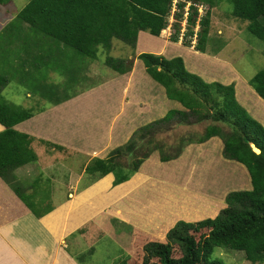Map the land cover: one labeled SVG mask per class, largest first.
I'll return each mask as SVG.
<instances>
[{
	"label": "trees",
	"instance_id": "16d2710c",
	"mask_svg": "<svg viewBox=\"0 0 264 264\" xmlns=\"http://www.w3.org/2000/svg\"><path fill=\"white\" fill-rule=\"evenodd\" d=\"M11 1L14 0H0V5ZM220 1L177 0L176 20L172 24L170 39L178 41L184 6L190 2L182 43L191 46L192 27L198 19L194 49L203 53L209 38L211 9ZM225 1L230 4L231 16L246 21V30L264 41V0ZM172 4L173 0H28L17 11L16 18L28 23L43 36H48L52 42L61 43L66 49L71 48L87 57L84 60L88 62L102 55L104 65L120 74L130 71L135 57L140 59L150 78L163 87L166 98L186 109H168L162 117L136 129L132 137L111 149L105 157L95 156L88 160L84 169L92 180L112 173V185H118L129 180L153 152H158L159 161L166 162L178 158L187 145L200 144L212 137L222 140L223 157L247 169L251 187L229 191L225 195V206L215 216L196 221L177 220L162 238L133 228L131 251L117 258L115 264H226L212 257L218 249L241 251L244 258L252 263L264 262V126L238 102L234 82L207 81L189 71L181 56L165 57L150 52V41L147 42L145 36L139 38L137 47L148 51L132 52L130 58L109 54L113 38L134 49L140 31L159 36L168 24L167 15ZM199 4L206 8L198 18ZM20 39L23 43H12L19 59L29 56L32 68H35V61L42 64L40 67H47L46 56L50 49L38 45V41L33 48L26 37ZM0 58H4V54L0 53ZM59 68L60 63L55 61L53 70L58 72ZM137 72L138 69L131 76L136 81L141 79ZM20 73V80H23L27 74ZM25 82L24 85L28 83L27 78ZM248 82L264 100V68L253 74ZM7 85L8 79L0 72V124L3 126L0 131V178L29 204L24 196L25 188L17 180L14 170L37 158L31 146L34 139L41 144L47 142L45 145L50 148L62 150L64 147L14 128L44 107L8 103L3 96ZM239 89L253 101L245 84ZM46 98L49 103H55L66 97ZM131 103H136V100L131 99ZM107 106L103 108L105 119L111 109V105ZM137 121L140 122V117ZM185 129L189 132L180 134ZM250 143L259 152H255ZM91 151L99 153L95 146ZM141 176L138 174L134 178L138 180ZM132 181L124 183L114 192L125 191ZM84 255L86 253L73 256L83 264Z\"/></svg>",
	"mask_w": 264,
	"mask_h": 264
},
{
	"label": "rangeland",
	"instance_id": "374dc122",
	"mask_svg": "<svg viewBox=\"0 0 264 264\" xmlns=\"http://www.w3.org/2000/svg\"><path fill=\"white\" fill-rule=\"evenodd\" d=\"M27 1L14 0L6 5H0V14H4V17L7 16L9 19L10 15H13L15 20L0 33V49H2L0 53L4 54V58H0V72L5 75L9 83H12H8L3 91V96L8 103L14 106L19 104L24 107L46 108L49 103L46 98L48 96L71 98L86 87L100 83L105 77L119 78L120 73L114 72L104 65L102 55H100L102 58L99 56L96 60L88 62L84 60L87 57L69 47L71 51L83 57V62L78 58L68 59L67 65L63 67V70L59 68L58 72L50 73L47 67H40L42 64L39 61H35L33 64L35 68H32L31 59L26 57L19 59L17 49L12 47V43H21L22 39L20 37L28 39L29 36L32 41L39 36L52 41L48 36L38 33L28 23L18 21L16 18V12ZM187 5L184 7L183 15ZM203 11L204 7L198 5V18ZM211 11L209 38L206 50L203 53L195 51L193 46L196 42L195 32L199 29L198 19L192 27L194 33L191 39V46L183 45L181 37H179L178 41H172L170 37L173 33V28L170 25L165 31L162 30V36L149 38V48L151 49L149 51L160 53L165 57L181 56L189 71L199 74L207 81L234 82L235 97L238 102L264 126V100L259 97L248 82L253 74L264 68V41L246 30V21L231 16L229 12L230 4L227 1L221 0ZM176 13L177 9L172 6L169 22L172 23L175 20L173 14L175 15ZM183 29H185V26L181 30ZM138 41L135 48L132 49L121 40L113 38L109 54L113 56H128L130 58L132 52L134 54L137 53ZM28 60L30 62L26 63ZM85 65H88L86 69H84ZM137 69L139 73L142 72L141 74L145 75L147 83L141 79L134 81L137 86L133 84L136 94L134 93L135 99L133 96L132 98L136 100V103H131L127 111L129 113L135 111L132 115H137L136 118L140 117V122L133 123L130 126V130L126 133L123 130H118L113 135L111 131L105 133V129L94 126L92 121L98 115V109L93 98L86 99L85 103H83L84 100L82 99H77L78 101L70 99V101L58 105L52 111H49L50 115L55 122H62L61 125H66V127L70 123L74 124L77 121L81 126L78 133L74 134L77 135V139L85 132L82 142L89 141V143H92L95 141L96 143V140L112 138L113 146L115 144L114 141L121 144L126 142L132 137L136 129L156 118L162 117L168 109L186 110L179 103L166 98L163 87L150 78L140 59L135 57L130 71L123 75L129 76L133 80L131 76ZM22 71L27 75H24L21 81L25 82V79H28V83L24 86H21L19 81L20 72ZM120 79H122L120 80L122 82L124 76ZM141 83L144 84L138 86ZM244 84L250 89L253 101H257V105L250 98L245 97L243 90L240 91L239 88L244 86ZM26 91L29 97L25 94ZM86 96L88 95L85 94L84 97ZM100 101L102 102L103 99H100ZM78 103H83L84 107L78 108ZM66 108H69L67 112ZM141 116L145 117L142 118ZM68 128L63 131L60 128L61 134L65 133ZM187 129L189 130V128ZM188 130H182L180 134L187 133L189 132ZM128 134L130 136L125 139ZM75 141L69 139L67 142L77 148L73 144L80 142V140ZM42 143L43 145L40 143L31 144L37 154V158L34 162L18 169H22V171L28 168L45 170L49 165L47 161L54 160L55 162L52 165L59 166L54 168L57 170L60 165L66 166L68 161H71L73 170L77 173L79 170L78 165H80L77 157H86L80 152L72 160H67L63 157L64 151L60 152L51 149L48 145H45L47 142ZM69 149L71 153L77 152L71 148ZM92 155L99 156L100 154ZM63 158L65 163L62 162ZM141 170H144L145 176H147L143 179L146 183L134 188L133 192L125 197L127 203L124 202L122 206V211L128 221H123L116 217L112 218V214L109 216L106 212H103L100 216L102 222L99 235L91 237L93 233H86L88 241L82 247L77 246V244H70V248H73L74 252L86 253L82 258L84 264H115L117 258L124 254H129L131 251V230L137 226L135 225L136 221L141 226L145 227L148 225L150 234L162 238L175 221H196L205 217H213L225 206V195L229 191L251 187L250 177L245 166L223 157L222 140L219 137H212L200 144H189L178 158L166 162L159 161L158 152L155 151L140 165L137 172L139 173ZM81 178L80 183H85L86 178L84 176ZM142 178L141 176L136 180L133 177V181L128 183L127 187H133ZM37 179L40 180V178ZM68 180L71 182L75 180L72 177V173ZM41 188L44 194L35 192L40 198L48 196L53 187L45 182L41 185ZM53 192L55 196L61 194V191L55 190ZM143 202L145 206L141 209ZM128 203L130 206L124 208ZM130 222L134 224L131 225ZM125 238H127V241ZM116 239H118V242H116ZM91 247L92 254L89 255L87 252L91 251L89 249ZM78 248L83 251H79ZM88 249L89 251H87ZM212 257L220 259L226 264H264V262L252 263L244 258L243 252L230 249H218Z\"/></svg>",
	"mask_w": 264,
	"mask_h": 264
},
{
	"label": "crops",
	"instance_id": "0c3cea01",
	"mask_svg": "<svg viewBox=\"0 0 264 264\" xmlns=\"http://www.w3.org/2000/svg\"><path fill=\"white\" fill-rule=\"evenodd\" d=\"M14 21L13 15H10L9 19L7 16L4 17V14H0V33ZM141 36H145L147 42L149 38H152V35L140 31L137 40H139ZM28 41H30L28 44L33 48L37 46L36 42L38 41V45L50 49L48 51L49 54L47 53L46 56V60L48 61L47 69L50 73L54 71L53 67L55 61L60 63L61 70L67 65L68 59L78 58L83 62L82 56L66 49L67 47L61 43H55L39 36L33 39L32 42L28 36ZM21 43L23 42L21 41ZM142 51H147V49L138 48L137 53ZM28 58L31 59L29 56ZM87 67L88 65H85L84 69ZM138 75L141 80H146L143 74L139 73ZM123 76L124 79L120 82V80H122L120 78ZM102 80V82L100 81V83L95 86L91 85L81 90L71 98L66 97L59 103H48L46 108L44 107L41 111L34 113L30 118L14 126L15 129L26 132L38 139H45L63 146L64 149L62 150L51 149L60 152L64 151L63 157L67 160H72V158H75L76 154H80V152L86 155V157H77V160L80 161L77 173L74 172L71 161H68L66 166L60 165V168L57 170L54 168L59 166L52 165L55 162L54 160L47 161L49 165L45 170L28 168L22 171V169H18L27 164L16 168L14 174L17 180L24 186V196L27 198L29 204L24 202L13 188L0 178V264H80L73 255L84 252H74V249L70 248V244H77V246L82 247L86 244V241H88L86 233H93L91 237L99 235L100 224L102 222L100 216L103 212H106L109 216L112 214V218L116 217L120 220L128 221L124 216L125 214L122 211V206L124 202L127 203L125 197L129 196L134 188L146 183V181H143V179L147 177L145 176L144 170L132 176L133 178L138 174L142 175L143 178L141 181L133 187H127L125 191H119V193H115L114 191L117 188H121L124 183H127L132 178L115 186L112 185V173H108L97 180H92L89 178L90 175L88 176L85 174L84 169L86 162L92 157H95V155L92 154H100L97 157L101 158L105 157L111 149L121 145V143L114 141L115 144L112 146V138L96 140V143L95 141L92 143H89V141L82 142L85 132L76 139L77 135L74 133H78L79 127L81 126L77 123V118L75 120L76 123H70L65 133L61 134L60 128L63 131L67 128L66 125H61L62 122H55L49 112L56 106L70 101V99H82L84 100L83 103H85L86 99L93 98L98 109V115L95 116L92 121L94 126L105 129V133L111 131L113 135L115 131L118 130H123V132L126 133L130 130V126L139 119V117L136 118L137 115H132L135 111L132 113L127 111V108L131 105L132 96L135 99L133 84L137 86V84L134 83L136 79L132 81L129 76L121 74L119 78L105 77ZM19 81L21 86H24L25 82ZM9 84L12 83L10 82ZM143 84L144 83H141L138 86H142ZM25 94L27 95V91ZM85 94L88 96L84 97ZM27 96L29 97V95ZM50 97L53 98L54 96ZM100 99H103V101L101 102ZM83 103H78L77 107H84ZM106 104L108 106L111 105L110 112L106 113L108 116L107 119H105V111L103 110ZM68 109L69 108L65 109L66 112ZM2 129L3 126L0 124V131ZM128 136L130 135H126L125 139H127ZM69 139L74 141L80 140V142L73 144L77 148H74L71 146L72 144L70 145V143L67 142ZM32 143L37 144L40 142L34 139ZM94 146L99 153H93L91 151ZM69 148L77 152L71 153ZM100 150H102V153ZM65 159L63 158L62 162L65 163ZM71 173L72 177L75 178L73 182L68 180ZM82 176L86 178L85 183H80ZM37 178H40V180ZM45 182H47V185L51 184L53 188L50 190L51 193L48 196L40 198L35 192L44 194L41 185ZM55 190L61 191V194L55 196L53 192ZM129 206L130 204L128 203L124 208ZM144 206L145 203L143 202L141 209H143ZM130 223L131 225L134 224L133 222ZM135 223L137 226L133 228L139 227L144 231H149L148 225H146V229H144L145 227L141 226L139 222L136 221ZM125 240L127 241V238H125ZM116 242H118V239H116ZM79 249L80 248H78V250ZM89 249H91V251H89ZM89 249L87 253L90 255L92 254V247Z\"/></svg>",
	"mask_w": 264,
	"mask_h": 264
},
{
	"label": "clouds",
	"instance_id": "9594fccd",
	"mask_svg": "<svg viewBox=\"0 0 264 264\" xmlns=\"http://www.w3.org/2000/svg\"><path fill=\"white\" fill-rule=\"evenodd\" d=\"M177 0H173V4L171 5V8H172V6H175V8L177 9V7H176V5H175V2H176ZM188 4V5H187ZM189 4H190V2H187L186 3V5H187V7H186V9H185V14L183 15V17L181 18V20H180V23H181V29H182V27H184L185 25H186V18H187V14H188V6H189ZM185 5V6H186ZM200 6H202V7H204V10H205V6L204 5H202V4H199ZM184 6V7H185ZM198 6V5H197ZM170 8V9H171ZM204 12V11H203ZM202 12V13H203ZM17 13V12H16ZM184 13V12H183ZM201 13V14H202ZM171 16V14H170V10H169V14L167 15V20H168V24H167V26L164 28V29H162V30H164L165 31V29L168 27V26H170L171 25V27H172V24H173V22L176 20H174L172 23L171 22H169V17ZM173 18H175V15L173 14ZM24 23V22H23ZM180 29V33H179V37H181V39H182V37H183V33H184V30L185 29H183V30H181ZM145 32V31H144ZM147 33V32H146ZM149 34V33H148ZM153 36V35H152ZM159 36H162V31H161V33H160V35ZM193 46H194V44H193ZM195 50V49H194ZM195 51H197V50H195ZM213 81V80H212Z\"/></svg>",
	"mask_w": 264,
	"mask_h": 264
},
{
	"label": "water",
	"instance_id": "95a60500",
	"mask_svg": "<svg viewBox=\"0 0 264 264\" xmlns=\"http://www.w3.org/2000/svg\"><path fill=\"white\" fill-rule=\"evenodd\" d=\"M250 146L252 147V149H253L255 152H259V149L256 148V147L254 146L253 143H250Z\"/></svg>",
	"mask_w": 264,
	"mask_h": 264
}]
</instances>
